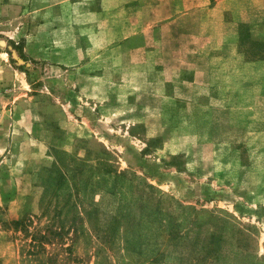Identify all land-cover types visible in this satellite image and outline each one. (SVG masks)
Listing matches in <instances>:
<instances>
[{
	"label": "rangeland",
	"instance_id": "1",
	"mask_svg": "<svg viewBox=\"0 0 264 264\" xmlns=\"http://www.w3.org/2000/svg\"><path fill=\"white\" fill-rule=\"evenodd\" d=\"M180 3L0 0V264H264V0Z\"/></svg>",
	"mask_w": 264,
	"mask_h": 264
},
{
	"label": "trees",
	"instance_id": "2",
	"mask_svg": "<svg viewBox=\"0 0 264 264\" xmlns=\"http://www.w3.org/2000/svg\"><path fill=\"white\" fill-rule=\"evenodd\" d=\"M237 33H238V40L240 42L245 41L246 39H248L251 36L250 28L246 23L238 24ZM18 44L16 45V48H18L20 55L23 56L22 52L20 51L21 48L18 47ZM6 52L9 54L10 60L12 61L11 53L9 51H6ZM1 222H2L1 225L3 228L12 227L15 230L22 231L25 237H30V246L33 250L34 249H36V250L42 249V244L44 242L51 240L52 236L53 237H60L61 236V233L55 229H53V230L47 229L49 236H46V234H44V233H40L39 229L30 231L29 228L27 227V224H26L24 219L2 220Z\"/></svg>",
	"mask_w": 264,
	"mask_h": 264
},
{
	"label": "crops",
	"instance_id": "3",
	"mask_svg": "<svg viewBox=\"0 0 264 264\" xmlns=\"http://www.w3.org/2000/svg\"><path fill=\"white\" fill-rule=\"evenodd\" d=\"M177 1H178L179 3H180V2L183 3L184 0H177ZM180 4H181V3H180ZM214 7H215V5H213V6L211 7V9H214ZM229 8H230V7H225L224 10H225V11H226V10H229ZM222 12H223V21H227V18H226L225 12H224V11H222ZM182 13H183V12H182ZM226 13H227V12H226ZM227 14H228V13H227ZM260 20L263 21V20H264V17L258 19V21H260ZM234 21H235V20H234ZM239 21H245V20H242V19L239 20V19H238V21H235V23H234L235 26L237 25V23H238ZM232 22H233V20H231V21L229 20V21L227 22V24H232ZM246 22H247V21H246ZM224 23H225V22H224Z\"/></svg>",
	"mask_w": 264,
	"mask_h": 264
}]
</instances>
